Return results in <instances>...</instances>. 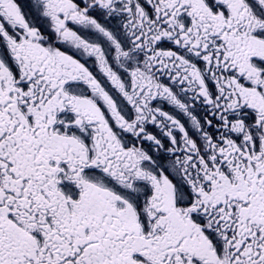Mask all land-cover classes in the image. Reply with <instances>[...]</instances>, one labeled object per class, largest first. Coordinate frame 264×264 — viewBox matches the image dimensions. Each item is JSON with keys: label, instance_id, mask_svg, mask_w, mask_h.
I'll return each mask as SVG.
<instances>
[{"label": "snow or ice", "instance_id": "obj_1", "mask_svg": "<svg viewBox=\"0 0 264 264\" xmlns=\"http://www.w3.org/2000/svg\"><path fill=\"white\" fill-rule=\"evenodd\" d=\"M0 264H264V0H0Z\"/></svg>", "mask_w": 264, "mask_h": 264}]
</instances>
